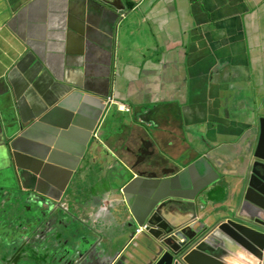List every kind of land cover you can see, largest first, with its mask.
Wrapping results in <instances>:
<instances>
[{"label": "crops", "instance_id": "crops-1", "mask_svg": "<svg viewBox=\"0 0 264 264\" xmlns=\"http://www.w3.org/2000/svg\"><path fill=\"white\" fill-rule=\"evenodd\" d=\"M108 2L0 0V264H66L88 242L72 215L111 246L113 264L139 256L145 238L119 205L136 165L157 179L126 188L135 211L155 192L160 200L196 193L206 206L198 218L226 217L222 206L245 185L264 118V0ZM10 126L31 176L15 171ZM148 151L155 168L144 163ZM203 157L217 174L205 162L201 174ZM147 180L166 185L150 189ZM28 194L61 202L69 216L48 213L42 231L19 224L14 206L33 204Z\"/></svg>", "mask_w": 264, "mask_h": 264}, {"label": "water", "instance_id": "water-1", "mask_svg": "<svg viewBox=\"0 0 264 264\" xmlns=\"http://www.w3.org/2000/svg\"><path fill=\"white\" fill-rule=\"evenodd\" d=\"M89 1L100 8L112 6L111 2H108L110 0ZM117 9L122 10V7ZM119 13L123 15L122 12ZM260 124L261 137L245 185L240 195L234 197L229 206H222V211L230 213L229 216L218 217L217 213L207 212L204 218H198L201 211H206V206L195 201L196 193L191 197L178 195L160 200L161 194L155 192L145 203L144 208L135 211L127 199L126 188L137 179H157V173L134 166L133 170L138 173L137 178L119 189L121 196L119 205L130 212V217L126 221L128 228H131V221L133 226L147 225L142 233L145 241L142 242L139 256L131 258V254H125L115 264H230L228 261H233L234 264H264V118L260 119ZM5 133L10 141V147L12 144L15 171L19 178L31 176L34 171L24 157L26 154L18 150V141L12 143L17 131L10 126L6 128ZM150 153V158L144 162L149 169L158 165L155 153ZM39 161L45 168H54L50 166L53 164L50 160L41 158ZM203 162L217 174V170L204 157L195 164L201 174L205 175L209 171L201 165ZM68 169L74 171L76 167ZM127 174L125 171L121 175L124 177ZM37 176H46L45 169L43 168ZM114 181L119 185L124 180ZM147 181H149L147 184L153 183L151 187L147 185L150 189L157 190L166 185L165 180ZM180 186L179 190L190 189L186 180H180ZM34 198L35 195L27 196L28 201L34 202ZM93 199L94 196L90 197L91 201ZM56 202L57 206L43 198L39 201L42 209L51 213L56 211L64 213L61 202ZM95 206L99 207L94 204L91 208ZM131 211L134 215H131ZM71 218L70 224L75 229L74 233L88 231V236L80 238L84 242L88 239V242L72 257L79 258V261L76 263L70 258L65 261L66 264H113L111 246L104 247L100 234L84 221Z\"/></svg>", "mask_w": 264, "mask_h": 264}, {"label": "flooded vegetation", "instance_id": "flooded-vegetation-1", "mask_svg": "<svg viewBox=\"0 0 264 264\" xmlns=\"http://www.w3.org/2000/svg\"><path fill=\"white\" fill-rule=\"evenodd\" d=\"M24 200H21L20 201L21 203L18 202L19 204L17 205L16 203V205L14 206V208L18 211V214L22 213V217L21 218L13 217V218L16 221H18L19 224L21 225L25 222H27V225H28L29 221L31 220L30 224L34 227V229H38L40 231L45 230L46 229L45 227H47L50 224L51 219L48 213L51 214V212L45 209H42L39 203V201L41 200V197L38 195H35L33 204H29L28 206L24 202ZM37 204L40 206V208L37 206ZM29 210H31L30 213H28ZM6 218L7 216H5L2 211H0V224L4 222Z\"/></svg>", "mask_w": 264, "mask_h": 264}, {"label": "clouds", "instance_id": "clouds-1", "mask_svg": "<svg viewBox=\"0 0 264 264\" xmlns=\"http://www.w3.org/2000/svg\"><path fill=\"white\" fill-rule=\"evenodd\" d=\"M107 102L110 104V105H117L118 107H120L121 108V111H124V112H130V108H128L127 106H125V105H123V104H121V103H119V102H117V101H115V100H113L111 97L110 98H108L107 99ZM128 108V110H125V109H123V108ZM105 110V109H104ZM148 153H149V151H148ZM151 153H149V155H150ZM28 195H31V194H28ZM32 195H34V194H32ZM42 199V198H41ZM101 209V208H100ZM46 210V209H45ZM63 210V209H62ZM64 215H66L65 214V212L63 213ZM66 216H69V214L67 213V215ZM72 217L75 219V218H78L77 216H73L72 215ZM78 219H80V218H78ZM80 220H82V219H80ZM71 221H72V218H71ZM70 221V222H71ZM83 221V220H82ZM70 224V223H69ZM68 225V224H67ZM144 226V225H143ZM140 227H142V226H140ZM137 230H135V234H138L137 232H136ZM143 233V232H142ZM142 233H140V234H142Z\"/></svg>", "mask_w": 264, "mask_h": 264}, {"label": "built area", "instance_id": "built-area-1", "mask_svg": "<svg viewBox=\"0 0 264 264\" xmlns=\"http://www.w3.org/2000/svg\"><path fill=\"white\" fill-rule=\"evenodd\" d=\"M123 109H125V110H128V108H123ZM147 228V225H144V226H142V227H139V228H137V233L138 234H140V233H142L145 229Z\"/></svg>", "mask_w": 264, "mask_h": 264}, {"label": "rangeland", "instance_id": "rangeland-1", "mask_svg": "<svg viewBox=\"0 0 264 264\" xmlns=\"http://www.w3.org/2000/svg\"><path fill=\"white\" fill-rule=\"evenodd\" d=\"M37 206L40 208V206L37 204ZM31 221V220H30ZM24 224V226H27V222H25V223H23ZM22 224V225H23ZM37 235H38V237L40 238V234L39 233H37ZM34 236H36V235H34Z\"/></svg>", "mask_w": 264, "mask_h": 264}]
</instances>
